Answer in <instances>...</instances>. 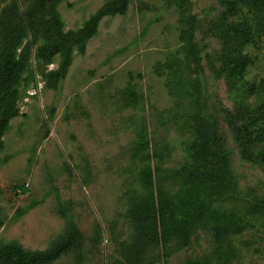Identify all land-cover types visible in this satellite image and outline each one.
I'll list each match as a JSON object with an SVG mask.
<instances>
[{
	"label": "rangeland",
	"instance_id": "374dc122",
	"mask_svg": "<svg viewBox=\"0 0 264 264\" xmlns=\"http://www.w3.org/2000/svg\"><path fill=\"white\" fill-rule=\"evenodd\" d=\"M33 0H0V15L14 5L25 13ZM197 19L196 41L202 49V105L205 116L216 122L225 147L231 152L241 197L264 199V171L242 159L234 133L225 121L226 111L237 112L225 78L217 68L220 41L211 23L222 12L218 0H190ZM103 0H64L59 6L65 30L82 26ZM182 24L167 0H132L125 16L105 18L87 46L75 53L67 79L58 90L39 84L20 87L22 113L11 123L0 153V209L4 225L0 243L17 242L26 250L49 248L63 236L65 221L58 213L59 199L71 201L72 215L85 241L82 260L73 251L54 264H119L122 251L132 242L135 229L127 216V193L140 187L138 166L132 154L137 127L147 125L148 139L163 152L156 176L179 169L185 162L189 116L195 112L168 85V72L160 71L181 47ZM255 60L247 79L264 80V38L246 50ZM182 57V55H180ZM208 56V58H206ZM59 58L50 68H55ZM135 87L140 102L125 108L127 88ZM36 91V92H35ZM25 92V93H24ZM30 94H35L31 96ZM156 187L177 191L172 180ZM35 204L27 213L20 212ZM238 251L233 264H264V218L232 239ZM213 234L198 230L190 246L176 242L149 253L147 264H185L188 258L211 255ZM126 263V262H125Z\"/></svg>",
	"mask_w": 264,
	"mask_h": 264
},
{
	"label": "trees",
	"instance_id": "16d2710c",
	"mask_svg": "<svg viewBox=\"0 0 264 264\" xmlns=\"http://www.w3.org/2000/svg\"><path fill=\"white\" fill-rule=\"evenodd\" d=\"M63 1L33 0L25 13L14 5L0 15V153L6 148L4 138L12 121L25 115L20 106L25 95L20 91L22 84L28 89L42 78L46 89L58 90L69 75L75 53L85 56L101 22L125 16L132 0H103V5L76 30H65L58 11ZM167 1L179 14L181 47L159 69L167 70L168 85L172 84L181 103L188 102L195 112L189 116L185 162L165 176H156L160 166L153 162H162L164 155L148 139L146 122L137 127L138 142L132 159L138 166L140 187L127 193V216L135 236L122 251L126 263L119 264H147L149 253L160 247L167 250L173 242L184 249L198 230L213 234L214 249L211 255L188 258L185 264H233L238 251L232 239L249 230L254 220L264 218V199L249 202L241 197L231 152L225 147L218 124L205 116L200 79L202 49L196 41L198 24L191 2ZM218 1L223 10L210 30L220 41V67L210 58L208 62L217 77L225 78L237 104L236 113L226 111L225 121L235 135L242 159L260 165L264 171V80L247 79L255 60L246 51L264 38V0ZM57 58V66L50 69ZM127 89L125 108H137L140 96L136 88ZM162 180L174 181L177 191L156 187ZM34 207L32 204L20 215ZM72 209L71 201L59 199L58 213L66 229L49 248L30 251L17 242L0 243V264H54L73 251L82 260L85 237ZM4 221L0 209V230Z\"/></svg>",
	"mask_w": 264,
	"mask_h": 264
},
{
	"label": "built area",
	"instance_id": "2783aa9c",
	"mask_svg": "<svg viewBox=\"0 0 264 264\" xmlns=\"http://www.w3.org/2000/svg\"><path fill=\"white\" fill-rule=\"evenodd\" d=\"M50 69H52V68H50ZM36 92V91H35ZM30 95H35V94H30Z\"/></svg>",
	"mask_w": 264,
	"mask_h": 264
}]
</instances>
